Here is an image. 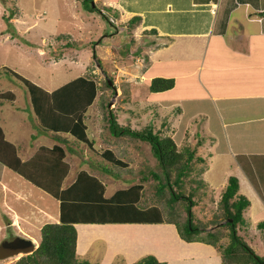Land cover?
Segmentation results:
<instances>
[{
    "label": "crops",
    "instance_id": "crops-1",
    "mask_svg": "<svg viewBox=\"0 0 264 264\" xmlns=\"http://www.w3.org/2000/svg\"><path fill=\"white\" fill-rule=\"evenodd\" d=\"M101 2L111 10L110 4H116L114 16L125 22L124 28L129 29L131 36V50L138 54L136 66L129 63L121 71L124 88L129 93L122 97L123 114L142 119L153 113L160 118V127L154 130L164 126L161 132L170 134L174 140L177 137V145L190 144L201 160L207 158L209 163L202 175L216 162L221 166L225 162L235 164L238 172L233 175L238 178V191L249 199L244 212L252 199L257 209L264 210V198L253 183L255 179L262 184L264 191V0ZM18 15L15 12L9 21H15ZM155 65L157 70L151 71ZM154 76L172 77L173 85L152 91L149 83ZM114 90L115 96L116 86ZM11 91L14 99L0 103V126L4 137L15 145L17 155L24 160L40 145L59 143L65 147L68 160L66 144L73 135L57 132L67 141L57 140L54 131L39 126L30 94L24 103L20 102L23 99H15L16 92ZM153 92L163 95L150 97ZM241 154L256 155L261 160L259 172L250 165L255 170L251 169L253 179L237 159ZM77 172L68 181L67 174L63 186H68ZM242 183L245 184L243 192ZM47 193L50 194L0 161V211L3 215H0V231L1 227L13 225V231L23 232L19 227L21 223L25 230L34 227L39 232L43 223L58 221L59 210L51 213L45 200ZM56 201L59 205V200ZM258 214L264 216V211L255 213V219ZM260 221L263 220L257 221L256 226ZM78 223L101 222H77L76 230ZM87 232L82 235L86 245L92 237ZM83 246H80L77 231L76 254ZM105 249L111 250L109 255H128V248L122 242L106 245ZM84 250L82 255H86Z\"/></svg>",
    "mask_w": 264,
    "mask_h": 264
},
{
    "label": "rangeland",
    "instance_id": "rangeland-1",
    "mask_svg": "<svg viewBox=\"0 0 264 264\" xmlns=\"http://www.w3.org/2000/svg\"><path fill=\"white\" fill-rule=\"evenodd\" d=\"M82 1L0 0V91L10 89L15 91V99H23L20 102L26 103L25 99H29L27 87L15 76L3 73L5 72L3 66L11 67L47 89L55 88L77 75L91 74L100 85L96 98L87 108L85 116L88 136L92 141H80L71 136L70 142L66 144L67 159L71 162V167L65 179L68 181L78 170L86 169L98 174L105 182L106 196L111 195L117 188H125L140 182L142 183L140 203L154 204L159 199L157 192L159 181L154 177L153 172L158 173L160 169L150 143L138 138L114 136L107 125V108L112 107L120 124L134 128L160 127V118H156L153 113H148L146 117L139 119L131 118L129 114H123L121 111L123 95L129 94L124 88L121 71L129 63L135 67L138 54L131 50V36L129 29L124 28L125 22L114 16V12H117L114 9L116 4H110L112 11L110 7L102 4V0H93L94 6L100 8L99 11L97 8L89 10ZM15 12L19 14L18 18L10 22L9 17ZM60 33H69L70 38L60 37ZM131 34L134 36L133 32ZM94 51L96 58L93 56ZM99 60L100 62L97 63L96 61ZM157 68L158 66L155 65L151 71H156ZM105 79H111L113 84L106 85ZM114 86L117 88L115 96ZM122 88L124 90L121 93ZM102 94L108 95L109 101H112L106 108L103 106V109L100 105ZM159 95L163 94L153 92L150 97ZM11 100L10 96L0 97V103ZM27 104L29 106V103ZM142 110L140 108L139 112ZM26 139L28 140L27 137ZM175 140L178 141V138L176 137ZM107 147L118 149L127 166L113 165L109 159H106L102 150ZM208 163L206 157L194 161L189 171L190 177L204 181L203 186L193 183V186H199L204 190L202 197L192 205L196 220H206L212 216L228 174L238 172L235 164L225 162V165L221 166L216 162V165H210L209 170L205 168L202 175V169ZM103 165L105 169H102ZM244 189L245 184L242 183L241 191L243 192ZM195 193L193 197L198 199L197 196L200 194L198 188ZM46 195L45 200L48 201L49 210L51 213L57 212L59 210L57 199L48 193ZM263 211L257 209V204L252 199V204L244 212L246 224L238 226V232L261 256H264V228L256 226L255 223L259 220L264 221V216L258 214L255 215L258 219H255L254 214ZM0 215H2L1 211ZM19 227H22L23 232L26 231L27 234L13 231L15 230L13 225L1 227L0 244L22 246L21 239L11 238L19 234L29 237L32 247L38 245L40 231L37 232L34 227L25 230L21 223ZM85 230H88V236L89 234L92 236L87 245L82 236ZM77 231L80 246L84 245L78 250L77 257L97 264H122L138 260L147 254L155 255L166 264H222L215 246L202 241L183 240L171 223H78ZM227 239L228 237L225 236L222 241L225 242ZM114 242L125 243L128 255H109L111 250L105 247ZM6 248L7 245L0 249ZM22 248L18 247L17 251H13L10 255L0 257V264H14L21 255L26 254V248ZM83 249L86 255H82Z\"/></svg>",
    "mask_w": 264,
    "mask_h": 264
},
{
    "label": "trees",
    "instance_id": "trees-1",
    "mask_svg": "<svg viewBox=\"0 0 264 264\" xmlns=\"http://www.w3.org/2000/svg\"><path fill=\"white\" fill-rule=\"evenodd\" d=\"M83 1L89 10L100 9L92 5L93 0ZM102 15L105 16L104 13ZM59 35L70 38L69 33ZM93 56L96 58L95 51ZM3 69L6 74L14 75L27 87L38 124L42 129L54 131V136L59 141L64 138L66 142V138L57 132H68L80 141H92L88 136L85 116L100 85L91 74L78 75L53 90H47L10 67L3 66ZM108 80L105 79L106 85L109 84ZM173 82L172 77L154 76L150 80L149 89L164 90L170 88ZM1 96L13 98L14 93L11 90L0 91ZM102 96L101 109L103 106L106 108L109 102L108 95ZM107 116L108 129L112 135L120 138H138L150 143L160 169L158 173L153 172L159 181L157 202L149 205L140 203V182L117 188L111 195L106 196V184L99 176L86 169H80L75 179L68 186H63V180L70 168V162L65 159L64 146L59 143L52 146L40 145L34 154L22 160L16 153L15 145L4 137L0 126V161L59 200V220L42 224L38 245L32 247L28 242L22 243V246L0 244V248L7 245L6 249H0V257L10 255L17 251L16 248L23 247L26 248V254L21 255L14 264H97L80 259L76 255L77 222H165L173 224L179 237L185 241H202L215 246L222 264H264V256L257 254L238 232V226L246 224L243 212L249 205V199L238 191L237 176H228L212 216L206 220H196L192 205L202 197L204 190L193 186V183L203 186L204 181L189 176L192 163L201 160L199 155H195L194 147L190 144L179 146L170 134L154 130L151 126L134 128L120 124L112 107L107 108ZM102 154L113 165L127 166L118 149L107 147L102 150ZM237 159L253 179L254 169L251 166L259 172L261 160L256 155L245 154L238 155ZM102 169H105V165ZM253 183L264 198L262 184L257 183L255 179ZM186 186H189V191ZM197 188L200 194L198 199H195L193 196ZM258 226L263 227L264 221L258 222ZM225 236L228 239L224 242L222 239ZM13 237L16 236L11 238ZM122 264L166 262L153 254H147L138 260Z\"/></svg>",
    "mask_w": 264,
    "mask_h": 264
},
{
    "label": "water",
    "instance_id": "water-1",
    "mask_svg": "<svg viewBox=\"0 0 264 264\" xmlns=\"http://www.w3.org/2000/svg\"><path fill=\"white\" fill-rule=\"evenodd\" d=\"M92 5H94V4H92ZM96 62L98 63V61H96ZM97 65H98V64H97ZM108 81H109L110 84H113V82H112L111 79H109ZM115 93H116V90L114 91V94H115ZM111 102H112V101H109L108 105H110ZM19 239H21L20 241H21L22 243H26V242H28L29 244H31L29 239H28V241H27L25 238L20 237V236H16L13 240H19ZM12 243H13V242H12ZM22 245H23V244H22Z\"/></svg>",
    "mask_w": 264,
    "mask_h": 264
}]
</instances>
